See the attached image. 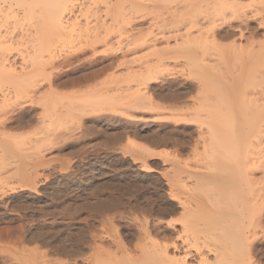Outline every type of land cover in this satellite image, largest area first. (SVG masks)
I'll list each match as a JSON object with an SVG mask.
<instances>
[{"label":"bare ground","instance_id":"bare-ground-1","mask_svg":"<svg viewBox=\"0 0 264 264\" xmlns=\"http://www.w3.org/2000/svg\"><path fill=\"white\" fill-rule=\"evenodd\" d=\"M86 1L88 2L82 5L83 2L81 0H0V147L5 150L4 152L0 148V168L3 162V155L9 154L10 156L13 153V150L10 149L11 145L21 141L22 143L24 142L21 136L9 133L10 131H23L33 123L35 126L42 125L44 129H42V133L38 132L37 134L35 132L36 137L39 136L37 137L38 141L55 145L54 142H59L60 134L58 137L57 135L55 136L53 130L55 131L57 130L56 128L60 129L61 127L65 131V134L61 131V142L65 139V135L67 137L72 134L70 132L74 130L73 127L76 124L72 125L78 116H81L79 118L82 119V117H88V115L92 114L88 104L100 98H92V95L98 96L99 93L96 94L95 91L91 94L92 87L89 89L88 87L90 86H87V84L94 79L96 80L100 74L113 68L116 63L120 60L124 61L126 58H121L119 55L106 57L104 54V56H94L93 58L91 56L89 59L87 51L91 48L96 54L97 45L110 44V46H113L115 39L111 37H113L118 26L123 28V26H120L122 23L123 25L124 23L129 25V32H132V34L137 35L136 31H143L141 27L143 25L136 24L138 19L135 18V14L139 15V11L150 9L151 4H155L157 7V5H169L178 2L180 6L178 5L179 7L176 6L177 9H174L176 16L172 15L177 19L174 22H170L171 26L168 28L171 31L177 28H179L177 29L179 31L181 27L183 29L187 28V30L180 33V35L176 31H169L173 35L167 36L163 29H160V33L151 35L150 40L147 39L150 43L153 42L155 43L154 46H156L159 41L166 40L168 44L172 37L175 38L178 42L174 48L177 54H181L182 60L186 64L196 66L198 67L197 69H199V66L209 63L207 54L209 56L212 53L209 51H212L217 46L223 51L222 55H217L219 56L218 58L223 61L224 59L228 60L227 64L230 68L229 58H234V62L232 61L233 65L236 68L239 67L240 72H236L237 77L234 76L235 81L230 87L215 81H207V83L203 81V85L200 84L198 88L200 96L197 98L195 105L193 104L195 106L193 107L195 109L194 112L192 111L193 114L190 111L192 108L190 110L189 108L187 109L191 113H187V111L185 113V110H181L180 115L177 114L180 119L174 120L178 124L195 123L198 126L199 143L202 145L201 148H203L204 153H202V162L199 161L202 158L197 159L202 166L199 167L200 171H197L199 169H197L198 163L196 162L197 172L187 173L188 177L194 179L192 180L194 183L192 182L193 185L189 186L191 193L189 192L188 197L184 201L179 198L182 206L181 217L169 223V227H172V229H168L167 226H159L155 222L150 224L148 222H140V225L138 224V234L135 232L136 230L132 229L133 227H124L126 228L124 231L127 232L126 236H128V239L132 241V239L138 238V241L142 242L141 244H135L136 246L131 248L119 241L115 243V247L107 248L103 245L102 240L103 244L100 243L102 245L95 247H92L94 246L92 245L90 246L92 247L91 250H88L87 247L85 248L87 239H83L82 235L84 234L81 235L76 230L72 234L71 240L69 239L71 243L70 250H68V260H58V257L56 264H264V86L262 85L264 84V0H250L252 2L250 4H260L259 6L262 7L261 10L263 11L261 16V13H259L260 7L255 13H252V16H248L244 10L249 4L245 5L240 0ZM98 3L100 5L104 4L105 8L99 7ZM145 20L147 19L145 18ZM193 29H196V32H191ZM19 40H22V42ZM122 41L120 38L117 44L121 46ZM132 41L136 44L134 40ZM131 43V41L130 43L125 41V44ZM217 53L214 51V54ZM243 55L247 56V62L244 60L245 56ZM217 56L215 57L217 58ZM242 56L246 62L244 71H241V66L237 65V63L240 64L241 60L239 57L242 59ZM216 58V62H219L220 59ZM176 59L178 60L177 57ZM176 59L174 58V60ZM212 59L210 58L211 61L215 62ZM71 62L79 64L66 72L57 70L64 64L68 65L69 63L70 65ZM220 62L217 65L219 67L222 65V68L224 64L222 61ZM209 64L207 65L208 67ZM212 64H210V67ZM214 66L216 67V64ZM242 66L244 67L245 65ZM223 68L221 70V72L223 71L222 74L226 73V68ZM217 72H219L218 69ZM227 75L223 74V77ZM146 78L148 79V77ZM260 79L263 82L259 86L263 87L259 88L263 91L257 87L256 89L260 90H257V93L248 89L254 86L258 80L260 82ZM208 82L211 83L209 84ZM54 86L65 89L77 87L80 89H78L79 93L74 92L73 95H82H77L76 97L70 94L62 95L53 89L55 88ZM45 87L46 90H44ZM41 89L45 91L43 95H41L43 93H41ZM102 90L99 88V91H97L100 92ZM193 90V87L186 86L181 91L190 93ZM89 93L90 95H88ZM122 93L124 94L123 91ZM150 93L148 91L145 94H138L141 96H136L135 105L138 103H141L138 106L146 104L147 106L145 107L149 109L151 107L149 106L150 104H152L153 108V104H155L156 108H161L157 105L159 103H155L154 97L152 98ZM123 94H121L123 99L119 98L118 95L119 100H116L117 98L115 97L116 101L114 102H121V99H126L127 105L133 107L134 99L132 102L127 100L129 98L131 100L132 95L129 97L130 94L128 93L124 94V97ZM100 95L102 96L103 94ZM87 96H90L91 100H88L90 98ZM139 98L141 101H139ZM102 101L107 102V99H102ZM124 105L127 106L125 103ZM144 105L140 109L145 108ZM36 106L42 107L41 115L37 110L39 107L36 108ZM115 106V108L119 107ZM138 106H136L137 109H139ZM152 107L150 110L153 109ZM180 107L182 108L183 106L181 105ZM102 108L105 109L104 107ZM87 109H89V112ZM126 110L127 108H125V113L127 112ZM37 114L40 115L38 116L39 118H36ZM143 117L140 118L138 116L140 119L147 120V118ZM121 122L123 121L121 120ZM132 122L129 123L130 127ZM137 123L135 124L137 125ZM124 124L126 127V123ZM71 126L72 130H70ZM139 126H135V128H129L128 125L127 128L121 126L122 129L118 133L120 138L123 139H128V135L130 134L131 136V133H134L129 138L128 144L130 143V148L132 147V151H135L136 157H133L141 160L142 157L146 158L147 155L155 154L151 146L158 144L155 143L157 140H155L156 135L152 136L154 140H151L150 136L154 132L153 129V131L151 130V135H149V130L148 137L146 133L141 131L142 128L140 127L142 126ZM167 126L165 125L164 127ZM154 134L159 136L156 131ZM170 135L171 137L174 136L173 134ZM33 140L36 141V139L31 141ZM26 141L28 140L26 139ZM195 145L198 146V144ZM130 148L128 150H131ZM172 152L169 155L167 154L171 161L175 164L183 163L178 157L180 153L177 150L173 154ZM122 167L125 168V166ZM172 168L174 169L172 166L171 170H169L171 171L170 173L173 172L172 175L178 172L176 168L175 171ZM127 170L125 169V172H128ZM173 180L175 179L173 178ZM124 183L126 184L125 180ZM125 184L122 185L125 186ZM133 184L131 183L130 185L134 188ZM187 184L186 182L185 185ZM173 186H176V184ZM122 188L124 189V187ZM126 188L125 190H127ZM163 206L161 207L158 204V207L154 210L157 213H161L159 215L164 216L177 213V207L172 202H167ZM84 228L91 230L92 224H85ZM173 235L177 237L173 238ZM126 236L125 238H127ZM170 236L172 243L167 242ZM171 247L174 249L172 252Z\"/></svg>","mask_w":264,"mask_h":264},{"label":"rangeland","instance_id":"rangeland-1","mask_svg":"<svg viewBox=\"0 0 264 264\" xmlns=\"http://www.w3.org/2000/svg\"><path fill=\"white\" fill-rule=\"evenodd\" d=\"M242 1L245 5L249 4V6L247 5L244 10L248 16H252V13H255L259 7V13H261L260 16L262 15L263 11L261 10L262 7L259 6L260 4H250L252 3L250 0H240L241 3ZM81 2H83L82 5H85L88 1L81 0ZM103 5L99 4L98 6L105 8V5ZM178 5V2H174L169 5H157V7L155 4H151L150 9L145 11L141 10L142 12L139 11V15L135 14V18L138 19V21L136 20V24L143 25L141 26L143 31H136L135 33H138L137 35L132 34V32H129V25L126 23L123 25L122 23L120 26H123L124 29L118 26L115 29L116 31L114 32V35L112 34L113 37L111 38L115 39L114 45L112 41L113 46H110V44H107L108 46L106 44V46L102 44H100V46L97 45L96 54H94L95 52H93L91 48V50L89 49L90 51H87L89 53L87 54L89 59L91 56L93 58L94 56H104V54L106 57L119 55L121 58L125 57L126 59L124 61L120 60L115 64V66H113V68L107 70L103 74H100V77L98 76L96 80L94 79L92 82L87 84V86H90L88 87L89 89L92 87L91 94L95 91L96 94L99 93L98 96L92 95V98L95 97L94 99H100L92 102L89 101L90 103L88 104V107L90 108V112L92 114L88 115V117H82V119L79 118L81 116H78L75 121L76 123L74 122L72 125L74 126L76 124L73 127L74 130L70 132L72 134H69L70 136H67L68 138L65 135V139L60 142L62 139L60 137L62 132H65L60 127V129L56 128L57 130H53V134L55 133V136L57 135L58 137L60 134L58 143L54 142L55 145H51L47 142H40L37 139L39 136L36 137L35 132L37 134L38 132L42 133L41 131L43 127L38 124V126H35L34 123L29 126V128H25L23 131L14 130V132H9L14 133V135L21 136V138L24 139L21 140L24 142L22 143V141H18L20 144L16 143L11 145L12 147H10V149L13 150V153L10 154L11 158L9 154H4L3 162L0 168V264H56L58 260L67 261L71 236L76 230L81 235L84 234L82 236L83 239H87L85 248L87 247L88 250H91L92 247L97 245H102L103 243V245L107 248H112L113 246L115 247V243L119 241L133 248L142 242L140 240L138 241V238H134L132 241L128 239V236H126L127 232L124 231L126 228L124 227H133L132 229L136 230L135 232L137 234L139 230L138 224L140 225V222H148L149 224L155 222V224H159V226H167L168 229H172V227H169V223L173 220L176 221L181 217L182 206L180 204V199H183L184 201V199L188 197L187 195L191 193L189 191V186H192L194 183V181H192L194 179L188 177L187 173H196L197 171H200L199 167L201 165L198 163V160L202 158V153L204 152L203 148H201L202 145L199 143L198 126L195 123L178 124L174 122V120L180 119L179 115L181 110H185V113L186 111L187 113L190 111L194 112L195 109L193 107H195L194 105L197 102V98L200 96V94H198V88L200 84L203 85V81H206V83L207 81H215L219 84L228 85L230 87V85L235 81V77H237L236 72L238 71L237 73H239L240 69H238L239 67L236 68V66L233 65L235 60L234 58H229L232 69L227 64L228 60L226 61L224 59L223 61L221 58H218L219 56L217 55H222L223 51L217 46L214 47L215 50L213 49L209 52H212L213 55L217 56V58L220 59L219 62H223L225 65H223V67L226 68V73L223 74L227 75L228 72L226 77H223V71L221 72L223 67L221 68L222 65H220V67L217 65L219 62H216V57L213 56L212 53H210L212 56L210 54L209 56L210 58H213L215 62L211 61L207 54L209 59L208 62L210 64L213 63L211 67L208 63L209 67L207 66L208 64H204L203 66H199V69H197L198 67L196 66L194 67L186 64L185 61L182 60L183 58L181 54H177V51L174 48L178 42L175 38L172 37L168 44V41L161 40L156 44V46H154L155 43H150L147 40H150L151 35L153 36V34L157 35V33H160V29H163L165 35L167 34V36L171 35L169 31H176L179 35L180 33L186 32L187 28L183 29V27H181L179 31L177 30L179 28L172 31L169 30L171 26L170 22H174L177 19L172 15H175L174 9H177L176 6H180ZM187 6L190 7L189 5ZM257 17L259 18V16ZM145 18L147 20H145ZM165 23L168 24L166 25ZM193 30L191 32H196V29ZM120 38L121 41L124 40L122 41V44L124 43V45L121 44L120 46L117 44V41ZM132 40H134L136 44ZM237 40H239V38H237ZM125 41H128L129 43L131 41L134 44H125ZM242 41L244 40L242 39ZM20 42H22V40ZM214 51L215 53H219L214 54ZM243 56H245L246 59ZM243 56L242 59L239 57L241 60V62H239L240 64L237 63L238 66H241V71H244L247 62V56ZM174 58L176 60H174ZM241 63L245 66L243 67ZM78 64L79 63L71 62L70 65L69 63L68 65L64 64L57 70H63L66 72L77 67ZM215 64L219 72H217V69L214 66ZM234 68H236V71ZM53 72H55V70H53ZM198 72L200 73L198 74ZM146 77H148V79ZM229 81L230 83H228ZM260 82L258 80L254 86H251L248 89H251L254 93H257V90L263 91L261 88L264 84H262L263 81H261V79ZM208 83L210 84L211 82ZM260 84L263 86H259ZM186 86H191L194 90L190 93H183L181 90ZM46 87L44 90H46ZM256 87L261 88H259V90L256 89ZM99 88L103 89L100 91L101 93L98 92ZM252 88H255L256 90H253ZM53 89L62 95H73L74 92L77 93L80 90L77 87L66 89L62 87H55ZM42 90L43 89H41V93H43L41 95L45 92ZM122 91L124 94L129 93V97L132 95L131 100L130 98L127 100L132 102L134 99L133 107L127 105L125 102L126 99L122 100ZM148 91L151 92L150 94H152V98L154 97L153 99L155 100V103H159L157 105L161 108H156V105L153 104L154 109L152 104L149 105L148 103L147 104L153 108L152 110H150L151 107H149V109L148 107L146 108V104L138 106L141 104L138 103L135 105L136 96L140 97L141 95L138 94H145ZM107 92L108 94H106ZM100 94H103L104 96H101ZM77 95L81 96L82 94H74L73 96L76 97ZM88 95H90V93ZM118 95L119 98H122L121 102L123 104L120 101L114 102L119 100ZM87 97L90 98V96ZM171 97L173 98L171 99ZM102 99H107V102L102 101ZM108 99H112L113 101ZM88 100H91V98ZM136 101H138V99H136ZM139 101H141L140 98ZM124 103L129 106L130 109L125 106ZM128 104L130 103L128 102ZM115 105L119 107L115 108ZM143 105L146 109H140ZM181 105L183 106V109L180 107ZM136 106H138L139 109H137ZM120 107L127 108L126 113L128 114L124 112L125 108ZM36 108L40 114L42 112V107L40 108V106H36ZM188 108L189 110L192 108V110L188 111ZM88 110L89 109H87V111ZM193 112L191 114H193ZM40 115L37 114L36 118H39L38 116ZM174 115L178 117H173ZM138 116L140 118L144 116L143 118H147V120L140 119ZM121 120L123 122H121ZM130 122H132L131 127L129 125ZM122 123H126V127L125 124L123 125ZM135 123H137V125ZM144 123H146L147 126ZM132 124L135 126H142L139 127L142 128L141 131L146 133V135L149 130V135H151V130L153 129L154 132L150 136L152 141L154 140V137L152 136L156 135L155 140H158V138L161 137V141H159V139L158 142L157 140L155 142L159 146H151L155 154L147 155V159L142 157L143 160L142 158L141 160H138L133 157L135 156V151H132V147L130 148L131 144H128V140L130 141L129 138L132 137V134L134 133H131V136L129 134V137L126 136L128 139L120 138L119 133L120 129H122L121 126H124L123 128H127L128 125L129 128H135ZM164 124L168 126L164 127ZM72 126L70 130H72ZM155 131L159 133V136H162L159 137L157 134H154ZM166 133L167 135L169 134V136H167ZM170 134H173L174 136L171 137ZM167 137H170L171 139ZM29 138L36 139L38 142L35 140L31 141L32 139L30 140ZM26 139L28 141H26ZM195 144H198V146L200 144V146L198 147ZM128 147L131 150H128ZM0 148L5 152L2 147ZM173 150H177V152L180 153L178 154V157L184 164H175L171 161V158H169L168 155L171 154ZM202 160L203 158L199 161L202 162ZM196 162L198 163V168L196 167ZM122 166H125V168ZM172 166L174 167V169L172 168L174 171L175 168L178 171L173 175V172L170 173L171 171H169ZM125 169H128V172H125ZM168 174L169 176H167ZM7 176L8 178H6ZM173 178L175 180H173ZM124 180L126 184L128 183L127 185L124 183ZM186 182L188 183L187 185H185ZM131 183H134L133 185L137 187L138 190L135 187L133 188L132 185H130ZM122 184H125V186ZM172 184H176L177 187ZM122 187H124V189ZM125 188L127 190H125ZM161 193L163 196H161ZM158 194L161 196L160 198H158ZM167 202H172L174 206L177 207V213L170 216L159 215L161 213H157L154 209L158 207V204L162 207L163 204H167ZM85 224H92L91 230H86L84 228ZM101 228L102 230H100ZM82 229L83 231H81ZM125 236L127 238H125ZM175 237L177 236L175 235L173 238ZM167 242L172 243L171 236ZM173 250V247H171V252Z\"/></svg>","mask_w":264,"mask_h":264}]
</instances>
